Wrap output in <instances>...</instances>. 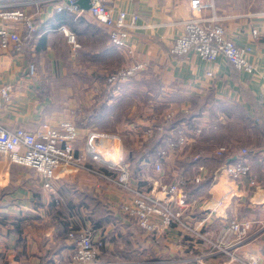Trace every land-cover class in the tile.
Wrapping results in <instances>:
<instances>
[{
    "label": "crops",
    "instance_id": "1",
    "mask_svg": "<svg viewBox=\"0 0 264 264\" xmlns=\"http://www.w3.org/2000/svg\"><path fill=\"white\" fill-rule=\"evenodd\" d=\"M108 2L113 20L127 24L135 19L127 39L131 54L115 48L106 29L87 12L78 17L59 12L60 0L23 6L38 30L23 40L20 51L0 50V85L12 86L10 101L0 108V124L36 130L42 122L56 125L71 119L78 110V153L88 130L118 132V140L100 142L99 152L128 166L132 187L158 198H164L175 176H199L186 192L184 220L210 235L232 216L252 221V237L238 253L264 264V0H213L215 13L226 17V36L244 47L253 73L235 69L221 55L206 61L193 51L169 53L171 40L192 16L189 0ZM252 28L260 32L258 38L252 37ZM134 61L144 68L117 90L108 89L106 74ZM29 63L36 66L35 76L26 74ZM44 65L51 72L59 68L61 76L46 74ZM77 87L71 98L70 89ZM172 110L175 121L163 125V134L155 135L158 140L186 118L203 132L166 158L157 173L152 166L155 137L141 135V119ZM219 145L227 147L223 156L215 154ZM242 149L256 181L249 189L247 178L233 179L224 171V164ZM89 163L103 174L116 173L99 162ZM70 187L79 191V198L70 192L71 202L58 203ZM130 197L102 176L80 170L61 172L48 190L32 169L0 156V264H66L71 252L66 233L72 226L89 228L102 241L93 264H170V259L180 260L174 264H230L223 255L197 260L204 245L179 226L142 231L119 210ZM92 199L94 210L87 203Z\"/></svg>",
    "mask_w": 264,
    "mask_h": 264
},
{
    "label": "built area",
    "instance_id": "2",
    "mask_svg": "<svg viewBox=\"0 0 264 264\" xmlns=\"http://www.w3.org/2000/svg\"><path fill=\"white\" fill-rule=\"evenodd\" d=\"M39 1L43 3L57 0H0V50L20 51L23 40L27 36L30 34L36 36L38 27L34 16L27 13L23 6L31 2L38 4ZM60 1L62 5L57 6V11H67L76 17L87 12L93 20L106 29L109 42L115 48L126 54L132 53L127 39L130 31L135 27L133 17L127 24L113 20L109 15L108 0H90L88 10L82 9L77 4V0ZM189 8L192 16L183 22L182 32L171 40L169 53L185 55L193 51L206 61H214L221 55L235 69L253 73L254 66L248 60L244 47L237 45L226 36L222 24L226 17L215 13L213 0H189ZM259 34L256 28L251 29L253 38H258ZM142 68H144L143 63L134 61L107 73V88L111 90L114 87L112 90H117V85L126 82ZM26 74L29 76L37 74L34 63L28 64ZM206 74L213 75L211 71ZM11 95V85H0V108L10 101ZM175 116L173 110L163 116L150 113L141 119L144 123L142 127L140 126L141 135L144 138H150L153 135L163 134V125L173 123ZM80 118L77 110L73 112L71 119L61 120L56 125L42 122L36 130H27L22 127L7 128L0 124V156L5 157L11 164L32 169L42 182V186L48 190L51 189L54 180L60 177L61 172L69 173L80 170L102 176L130 193V199L120 203L119 210L124 216L134 220L145 233L154 232L157 225L179 226L195 238L202 240L207 252L197 256V260H202L206 256L223 255L230 264H262L249 253H238V248L252 237V221L232 216L222 225L217 234L210 235L184 220L186 192L189 187L200 181L199 176H175L166 185L164 198L155 197L140 187H132L129 183L128 166L104 158L98 150L101 141L118 140V135L96 129L88 130L82 150L80 153L77 152L75 143L79 137L77 121ZM179 125V127L178 125L172 126L168 136L162 137L155 146L152 166L157 173L163 171V162L166 158L176 156L191 139L203 132L200 124H194L187 118L181 120ZM226 151L227 147L221 145L217 147L215 154L223 156ZM89 161L99 162L116 173L113 176L103 174L99 167L91 165ZM224 171L233 179L247 178L248 187L246 188L248 189L256 184L252 177L246 149H242L234 160L227 161L224 164ZM208 218L209 215L202 217L200 224ZM66 240L71 250L69 261L66 264L95 263L102 241L100 238H95L89 228H68ZM178 262L180 260H173L170 264Z\"/></svg>",
    "mask_w": 264,
    "mask_h": 264
},
{
    "label": "rangeland",
    "instance_id": "3",
    "mask_svg": "<svg viewBox=\"0 0 264 264\" xmlns=\"http://www.w3.org/2000/svg\"><path fill=\"white\" fill-rule=\"evenodd\" d=\"M43 69L45 70V73L46 74H59L60 76H61V72H60V69L58 68V69H54V71H52L51 72V70H49L48 69V67L47 66H45L44 65V67H43ZM58 72V73H57ZM44 72H43V74H45ZM64 76L65 77H71L72 79L75 77V76H72L71 74H69V75H66V73L64 74ZM74 80V79H73ZM118 87H120V86H118ZM78 91H79V88L77 87V90L76 91H72L71 89H70V94H69V96L71 97V98H75L76 96H77V93H78ZM59 92H60V90H59ZM116 134H118V132H115ZM151 138V137H150ZM118 139H119V136H118ZM219 146H221V145H219ZM38 179V178H37ZM39 180V179H38ZM72 187H70V189H71ZM67 190H68V193L67 194H64L65 192H63V195H60L59 196V198L58 199H56V201H58V203H62V201L63 202H71V195H70V192L71 193H73V197L72 198H79V196H80V194H79V191H77L76 189H71V190H74V191H71V190H69V188H67ZM88 205H89V208H90V210H94L96 207H97V204H96V202L94 201L93 202V199L92 200H88ZM76 205V204H75ZM73 227V226H72ZM183 230V229H182ZM184 231V230H183ZM184 232H186V231H184ZM186 233H188V232H186ZM190 236H192V237H194L193 235H191L190 233H188ZM195 238V237H194ZM195 239H198V238H195ZM198 241H201V243L204 245V247H203V249H202V251H203V253L204 252H207V248L205 247L206 245H205V243L202 241V240H199L198 239ZM199 255H201V253L199 254ZM198 255V256H199ZM170 261H173V259H170L169 260V262Z\"/></svg>",
    "mask_w": 264,
    "mask_h": 264
},
{
    "label": "water",
    "instance_id": "4",
    "mask_svg": "<svg viewBox=\"0 0 264 264\" xmlns=\"http://www.w3.org/2000/svg\"><path fill=\"white\" fill-rule=\"evenodd\" d=\"M90 0H77V4L84 10H88L90 7Z\"/></svg>",
    "mask_w": 264,
    "mask_h": 264
},
{
    "label": "trees",
    "instance_id": "5",
    "mask_svg": "<svg viewBox=\"0 0 264 264\" xmlns=\"http://www.w3.org/2000/svg\"><path fill=\"white\" fill-rule=\"evenodd\" d=\"M154 137H155V140H154V146H155L160 139L158 140V138L155 135H153L152 138H154Z\"/></svg>",
    "mask_w": 264,
    "mask_h": 264
}]
</instances>
